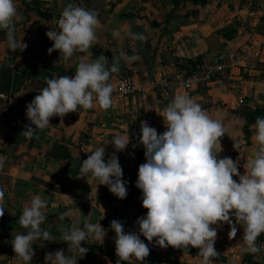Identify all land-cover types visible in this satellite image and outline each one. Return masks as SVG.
I'll return each instance as SVG.
<instances>
[{
	"label": "crops",
	"instance_id": "obj_1",
	"mask_svg": "<svg viewBox=\"0 0 264 264\" xmlns=\"http://www.w3.org/2000/svg\"><path fill=\"white\" fill-rule=\"evenodd\" d=\"M22 20L15 23V36L27 44L23 50L10 51L6 31L0 32V156L5 159L0 169V190L4 197L0 206L5 209L0 217V264H18L12 242L16 235L27 230L18 218L33 195L48 202L44 210L42 230L59 236L61 227L73 222L83 228L87 220L101 224L106 230L103 243L89 241L88 248L77 264H116L115 233L110 229L112 220L124 222L125 232L138 231V217L146 215L142 207V192L135 187L138 167L145 162L142 145L137 143L140 122L146 120L158 133L165 131L162 114L176 94H186L214 119L225 126L220 138V158L239 160L238 171L244 174L246 162L252 155L257 117H264V0H14ZM72 3L98 13L100 26L97 41L88 53L89 61L103 54L108 64L123 50L128 56L138 55L132 63H120V71L113 73L109 83L116 86L123 77H130L145 85L148 98L136 96L124 99L113 91V105L106 111L97 108L80 109L63 118L52 117L50 126L37 130L31 140L20 135L25 125L26 105L45 86V78L74 76L79 56L65 61L58 51L50 55L53 42L45 35L57 30L56 21L64 7ZM120 30L116 39L112 33ZM143 33L145 41L132 40L126 32ZM255 41L262 48L260 55H250L233 68L216 76L206 86L186 90L171 86L156 90L151 82L162 75L183 76L196 65L212 61L219 52L248 54V43ZM254 118L247 124V119ZM246 126V127H245ZM34 127V126H33ZM128 131L131 139L126 150L118 153L123 169L122 179L128 181L125 199L115 197L105 185L90 178L78 179L77 173L84 159L97 147L104 145L108 156L114 151L109 143L115 134ZM239 140L240 149L233 147ZM109 143V144H108ZM233 179L239 182V178ZM52 205H56L53 207ZM71 210L73 215L60 217ZM233 223L235 218L232 217ZM237 226L236 237L230 238L227 223L213 225L217 230L215 249L218 256L213 264H264V233L256 244L259 253H250L241 245L243 228ZM149 255L137 264H199V249L160 248L155 238L149 243ZM35 255L30 264H45V254L68 245L58 241H35ZM78 257V253L76 254ZM120 264L128 262L120 261Z\"/></svg>",
	"mask_w": 264,
	"mask_h": 264
},
{
	"label": "clouds",
	"instance_id": "obj_2",
	"mask_svg": "<svg viewBox=\"0 0 264 264\" xmlns=\"http://www.w3.org/2000/svg\"><path fill=\"white\" fill-rule=\"evenodd\" d=\"M20 20L22 16L17 13L14 0H0V30L6 31L10 51L27 48V44L15 36V23ZM56 24L57 30L45 33L53 42L48 54L58 51L65 61L76 53L84 55L79 56L74 76L46 77L45 86L26 105L29 124L20 135L29 140L36 136L37 130L49 127L52 117L63 118L81 108L108 110L113 105L115 90L109 83L111 75L120 71L122 60L130 64L140 59L138 55L128 56L121 50L111 65L103 54L89 61L88 53L97 41L96 29L100 26L95 10L69 3ZM112 35L122 38L120 30H114ZM125 35L132 40H146L143 33L129 30ZM159 115L165 131L158 133L143 120L137 143L132 145L134 149L142 145L145 150V162L138 167L135 187L142 192V207L147 212L135 222L138 231L125 232L124 222L120 220L110 222V229L115 233L116 264L120 261L137 264L149 255L150 249L141 236L149 243L155 238V245L162 249L169 246L187 250L197 248L199 264H213V258L219 254L214 247L217 230L212 226L224 223L230 227V238L236 237V225L242 226L241 245L250 253H259L261 247L256 240L264 233V117H257L253 125L252 155L241 174L239 160L220 158L216 154L217 148L219 153L222 151L220 138L225 135L224 124L212 118L191 97L176 94ZM131 139L128 131L113 135L109 143L114 151L107 160L105 146L97 147L82 161L77 178L88 181L90 176L99 181V185L107 186L115 197L125 199L128 181L122 179L123 169L117 154L126 150ZM233 147L240 149L239 140H234ZM4 163L5 159L0 156V169ZM3 197L4 192L0 190V201ZM47 207L46 200L33 195L30 204L23 208L18 222L27 231L16 235L12 242L18 264H30L35 255V241L59 240L67 243L68 253H72L66 255L63 249L48 252L45 264H77L78 258L88 252V248L81 246L82 242L103 243L106 230L100 223L87 220L83 228L76 222L68 228L61 227L58 237L42 230L40 226L46 219L44 210ZM4 212L0 206V217ZM71 215V210L66 211L60 219Z\"/></svg>",
	"mask_w": 264,
	"mask_h": 264
},
{
	"label": "built area",
	"instance_id": "obj_3",
	"mask_svg": "<svg viewBox=\"0 0 264 264\" xmlns=\"http://www.w3.org/2000/svg\"><path fill=\"white\" fill-rule=\"evenodd\" d=\"M262 48L254 40L248 43V54H226L219 52L212 61L196 63L190 72L183 76L162 75L156 82H151L156 90H166L171 86L183 87L186 90L199 89L209 84L216 76L224 73L226 69L233 68L242 63L245 58L260 55ZM116 92L124 99L136 96L141 100L148 98L145 85L130 77H123L116 86ZM2 95L0 94V98Z\"/></svg>",
	"mask_w": 264,
	"mask_h": 264
},
{
	"label": "trees",
	"instance_id": "obj_4",
	"mask_svg": "<svg viewBox=\"0 0 264 264\" xmlns=\"http://www.w3.org/2000/svg\"><path fill=\"white\" fill-rule=\"evenodd\" d=\"M0 32H2V30H0ZM250 121H254V118H249V119H247V124H248ZM245 127H246V126H245Z\"/></svg>",
	"mask_w": 264,
	"mask_h": 264
}]
</instances>
